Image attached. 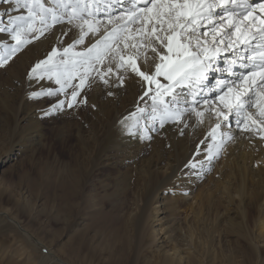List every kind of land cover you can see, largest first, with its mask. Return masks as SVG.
<instances>
[{"label":"rangeland","instance_id":"rangeland-1","mask_svg":"<svg viewBox=\"0 0 264 264\" xmlns=\"http://www.w3.org/2000/svg\"><path fill=\"white\" fill-rule=\"evenodd\" d=\"M42 40L44 37L26 45L0 69V211H7L15 221L0 230V264H53V256L66 264H264V237L258 236L255 227L257 205L253 200H245L248 218L244 221L237 216L234 204V213L226 214L225 207L216 202L219 210L207 207L202 220L183 204H199L193 198L200 191L214 192L216 181L223 177V170L217 173L215 169L224 159L221 154L214 165L197 159L205 154L195 153L212 120V125L207 119L198 124L192 115L182 124L174 123L183 132L160 148V166L185 153L193 156L183 172L186 181H176L159 196L160 200L168 198L169 204L175 199L181 209L176 214L159 213L156 220L154 208L158 205L148 192L150 186L139 180L152 166L150 151L137 159L122 153L123 158L95 168L98 145L110 118L131 108L151 110L150 99L140 100L148 85L129 72L124 86L109 88L94 83L81 93L86 104L45 115L44 107L52 106L57 98H29L32 90L50 82L32 81L29 87L27 73L51 48L67 43L60 46ZM6 42L12 43L7 37ZM152 88L154 91L155 86ZM109 91L114 95H108ZM142 120L151 122L150 117ZM192 163L196 169L190 167ZM129 173L132 179L120 182ZM72 175L77 176L74 185ZM226 179L227 175L222 181ZM232 181L237 185L238 181ZM186 184L192 193L185 199L178 197ZM165 221L175 223L177 240L163 250L165 234L158 230Z\"/></svg>","mask_w":264,"mask_h":264},{"label":"snow or ice","instance_id":"snow-or-ice-1","mask_svg":"<svg viewBox=\"0 0 264 264\" xmlns=\"http://www.w3.org/2000/svg\"><path fill=\"white\" fill-rule=\"evenodd\" d=\"M4 2L17 14L0 26V34L12 41L0 42V69L58 25L65 29L61 36L67 37V45L51 48L27 73L29 87L32 81L50 82L32 90L29 98H57L45 115L86 104L81 93L94 83L124 86L130 72L148 85L140 100H151V119L161 128L166 122L182 124L192 115L198 124L215 118L205 137L214 142L208 146L209 164L226 141L235 139L230 130L233 118L239 133L264 143V0ZM222 52L232 58L219 67ZM212 72H220L222 78L208 87ZM160 77L168 83L162 84ZM182 89H188L190 100L181 97ZM205 89L215 94L211 100L201 98ZM190 167L196 169V164Z\"/></svg>","mask_w":264,"mask_h":264},{"label":"bare ground","instance_id":"bare-ground-1","mask_svg":"<svg viewBox=\"0 0 264 264\" xmlns=\"http://www.w3.org/2000/svg\"><path fill=\"white\" fill-rule=\"evenodd\" d=\"M3 2L4 0H0V26H6L8 23L9 16L17 14L10 10V6L8 4H2ZM3 19H5L6 22L2 23ZM64 30L65 29L62 25H58L55 29L52 30V32L46 33V38L44 37V41L42 40L43 43L50 41L51 43L53 44L56 43L57 45L60 46L64 43H67L68 42L67 37L61 36V32ZM0 36L4 37V39H0V42H5L6 40L5 35L0 34ZM60 41H63V43H61ZM86 43H87V38H86ZM79 47L81 48L82 46H78V48ZM220 58H221V63L219 67H223L224 61L230 60L232 56L231 53L222 52L220 54ZM220 78H222V74L220 72L210 73L209 81L207 82L208 87H212L215 84L216 80ZM159 79L162 84L168 83L162 77H160ZM34 84L32 85L33 88L35 87ZM145 87L146 86L144 85L143 88ZM36 90L39 91L38 88ZM178 91L181 94H185L186 92L188 97L183 96V98H188L189 100L191 99L188 89H182ZM214 95H215L214 93L209 94L207 89H205V91L201 93V98L207 96V98L211 100ZM214 103L218 105L220 102L219 100H215ZM52 107L53 104L52 106L51 105L45 106L43 112H49L52 109ZM138 109H143V108H137V109L131 108L126 111L124 110V112H122L118 116H113L110 118L104 137L101 140L100 144L98 145V150L96 153L97 156L95 161V165L96 164L97 165L95 168L97 169V167L101 166L105 161L111 159L117 160L123 158L124 156L121 155L122 153L123 155L131 153L132 157L134 159H137L138 157H141L140 155H144L146 152L150 151V154L152 155V161L149 162V164L152 166L148 167V169L146 170V173L144 174L146 175L145 177H143L140 174L139 180H142L143 182L145 180L150 186L148 192H150V195L153 196L152 200L155 202V204L158 205L157 207L154 208V215L156 220H158L159 213L176 214L181 209V204H178L175 199L171 200L172 202L174 201V203L169 204L168 198L163 197L160 200L159 196L165 193L164 191L167 189V187L176 184V181L177 182L181 180L186 181V179H184L186 177H184L183 174L186 173L185 167H189L193 155L191 153L189 154L185 153V155L182 158L178 157L172 163L170 162L171 164L166 163L165 166L163 165L160 166L161 163H163L162 157L159 154L160 148L164 146L165 141L176 140L178 137L177 135L178 134L180 135L183 131L181 129L178 130L177 126L174 125V123L172 122H166L164 124V127L161 128L158 120L155 122L152 121L151 110L145 109L143 113H140L138 112ZM132 113H136V116L132 117L131 115ZM205 116L207 117V113L205 114ZM144 117H150L151 122H147L146 120L143 121L142 119ZM214 119H212L213 125L212 122L210 121L212 126H214L215 124ZM137 121L138 124L136 123ZM206 121L209 122V120ZM130 130L132 134H130ZM230 130L232 134L235 136V139L232 141H226L223 150L220 151L219 153V155L221 154V156H223L224 159L220 164H216L215 169L217 173L219 172V170L221 171L223 170L222 172L223 177L220 178L218 181H216L217 182V184H215L216 190L214 192H211L210 190L207 192L202 191V193L200 191L193 198L196 199V201H198L197 203H199V204L194 203L196 204L195 206L193 203L189 204L188 202H184L183 204L187 206L188 212L191 211L193 216H196V218L202 220V218L206 215L205 209L207 207H209V209L211 208V209L219 210L220 205L216 203L219 202L225 207V213L227 212L226 214H232L234 213L233 210L236 209L235 212H237L236 213L237 216L240 215L242 221H244L247 220L248 218V212L244 207L246 203L245 200L246 198H250L257 205L256 217L254 223L257 231L259 232L258 236L264 237V146H263L264 143H261L255 137L249 138L247 134L239 133L236 128L234 118L231 120ZM203 131L205 133L206 128H204ZM208 131H206L205 137L207 136ZM224 131H228V128H225ZM195 136L196 135L194 136L192 135V137L196 138ZM205 137L204 139L201 138L202 144L195 151V153L200 152L199 154L202 155L205 154L197 158V159H202V162L207 161L206 157L208 156V152H209L208 146L214 143L211 139L206 140ZM220 139L221 137L217 135L215 143L218 144L220 142ZM192 143H194V141ZM217 158L218 156L214 157L211 164L213 163L215 165ZM132 175L133 174L130 173L126 174V176L122 178L120 182H124L125 180L132 179L133 177ZM225 175L228 176L229 180L226 179L222 181ZM185 176L187 175L185 174ZM232 180H235V183L238 181L237 185L232 183L233 182ZM73 181H75L73 183L74 185L77 181V176L72 175L71 182ZM186 185L187 186L184 188L185 190L182 193L178 194V197H182L185 199L189 193H192L190 187H188V184ZM248 185L252 186L251 190H249ZM214 198L216 199L214 200ZM164 202L165 204L163 205ZM236 202L238 203L235 204ZM233 204L235 206L234 209L231 208ZM159 205H162L164 207L160 208ZM219 215L220 213H218L216 216V222L219 221L218 219ZM144 216H146V214H144ZM207 218L208 217H206L205 219L206 222H207ZM148 219H149L148 217H145V221L148 222ZM164 219H166V217H164L160 221ZM11 221L13 223L15 222L10 217L7 211H0V230L5 228V225L8 224V222L10 223ZM174 224L173 223L171 224V221H169L168 223H166L165 221L159 227L158 231L159 232L164 231L165 234V237L162 241V245L160 246V248L163 250L168 248L170 242L177 240L175 238L176 234H174L177 231V229ZM164 225H168V227L163 229ZM208 230L209 229H207V231ZM176 248L177 245L175 244L173 246V249L175 250ZM51 259L53 264H66L64 263V261H61L59 257L57 258L53 256V258Z\"/></svg>","mask_w":264,"mask_h":264}]
</instances>
